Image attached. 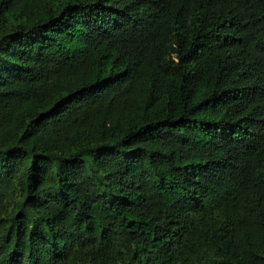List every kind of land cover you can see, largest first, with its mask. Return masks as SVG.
Instances as JSON below:
<instances>
[{"label": "trees", "instance_id": "obj_1", "mask_svg": "<svg viewBox=\"0 0 264 264\" xmlns=\"http://www.w3.org/2000/svg\"><path fill=\"white\" fill-rule=\"evenodd\" d=\"M0 264H264V0H0Z\"/></svg>", "mask_w": 264, "mask_h": 264}]
</instances>
